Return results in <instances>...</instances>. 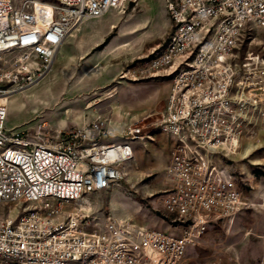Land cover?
<instances>
[{
  "label": "built area",
  "instance_id": "2783aa9c",
  "mask_svg": "<svg viewBox=\"0 0 264 264\" xmlns=\"http://www.w3.org/2000/svg\"><path fill=\"white\" fill-rule=\"evenodd\" d=\"M125 1L0 0V264H183L207 224L248 205L218 158L238 154L264 121V55L238 56L251 30L264 28V0H164L171 30L162 48L122 74L171 76L166 106L146 131L140 121L152 114L118 137L100 116L66 128L44 120L7 128L9 93L45 75L83 21ZM157 131L175 137L161 203L182 233L111 213L92 227L90 194L118 184L133 141Z\"/></svg>",
  "mask_w": 264,
  "mask_h": 264
},
{
  "label": "rangeland",
  "instance_id": "374dc122",
  "mask_svg": "<svg viewBox=\"0 0 264 264\" xmlns=\"http://www.w3.org/2000/svg\"><path fill=\"white\" fill-rule=\"evenodd\" d=\"M115 15L118 24L110 37L121 44L95 60L94 54L105 49L106 40L74 59L54 63L56 67L51 66L32 84L12 90L7 128L22 129L43 120L66 128L81 126L97 116L110 118L112 108L135 101L137 86L144 92L141 112L152 114L140 126L145 125L143 131L151 128L146 124L158 118L166 106L171 76L120 83L112 78L120 66L128 64L125 69H133L162 48L171 30L164 0H126ZM249 36L239 58L248 52L264 55V28L252 29ZM156 140L139 144L133 158L121 166L123 178L118 184L90 194L96 208L92 227H100L103 216L111 213L145 228L176 236L182 233L180 220L161 203L164 155ZM218 159L222 168L237 176L248 205L228 220L207 224L200 237L186 246L183 264H264V121L256 135L242 141L238 154Z\"/></svg>",
  "mask_w": 264,
  "mask_h": 264
},
{
  "label": "crops",
  "instance_id": "0c3cea01",
  "mask_svg": "<svg viewBox=\"0 0 264 264\" xmlns=\"http://www.w3.org/2000/svg\"><path fill=\"white\" fill-rule=\"evenodd\" d=\"M117 24H118V18L115 15V10L109 11L100 18H94L83 21L77 28H75L74 30H72L70 33L67 34L63 43L60 45L57 51L52 66L56 67L57 62L67 61L69 59L76 58V56L83 55L88 51H91L93 48L97 47L98 45L102 44L106 40L108 41L105 45V49H103V51L101 52H96L93 57L95 58V60L97 59L99 60L102 56H107L110 48L121 44V40L119 41L116 37L115 38L110 37L111 32L113 31V29L116 27ZM54 63L56 65H54ZM127 65L128 64L122 65L117 69L116 73L112 78L113 81L117 83H120L121 81L124 80L141 81L145 79H154L159 76H164L161 74L150 75V76L137 74L132 77L123 76L122 74H124L125 70L128 69V68L125 69ZM134 67L136 66H133L132 68ZM139 89L140 87L137 86L136 88L137 94L136 97L134 98L135 99L134 102H131V104L127 106L123 105V107L112 108L110 110L111 111L110 119L114 125L115 131L117 133L116 134L117 137L119 136L120 129L123 127L124 124L139 120L147 115V114H143L144 112H141V110H143L142 108H144L142 105L143 102H141L143 101L142 99L144 97L143 96L144 92H140ZM156 138H157L156 142L158 144V149L160 153L164 155V157L161 158L164 169L168 161L170 149L172 148L175 142V137L173 135L157 131L153 133V135L145 138L144 140H134L132 143L133 152L135 153L139 144L144 143L146 140H154ZM246 207L247 205L241 208L239 212L245 210Z\"/></svg>",
  "mask_w": 264,
  "mask_h": 264
},
{
  "label": "bare ground",
  "instance_id": "6f19581e",
  "mask_svg": "<svg viewBox=\"0 0 264 264\" xmlns=\"http://www.w3.org/2000/svg\"><path fill=\"white\" fill-rule=\"evenodd\" d=\"M133 1V0H132ZM10 96V95H9ZM9 98V97H8Z\"/></svg>",
  "mask_w": 264,
  "mask_h": 264
}]
</instances>
